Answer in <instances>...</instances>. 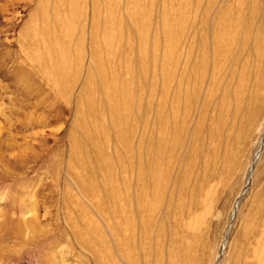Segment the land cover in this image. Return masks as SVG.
Instances as JSON below:
<instances>
[{"label": "rangeland", "instance_id": "obj_1", "mask_svg": "<svg viewBox=\"0 0 264 264\" xmlns=\"http://www.w3.org/2000/svg\"><path fill=\"white\" fill-rule=\"evenodd\" d=\"M193 1L0 0V264H107L113 246L121 249L111 239L112 228L119 230L118 235L120 225L137 216L132 215L125 198L132 195L134 204L139 189L152 186L145 184L152 182L155 154L150 148L155 141L150 129L154 122L157 128L152 117L158 100L157 56L162 61L169 57L174 30L186 32L191 11L202 6L213 19L220 10V17L211 20L212 27L219 26L226 15L238 18L242 13L244 26L253 7L249 0H197L199 5ZM255 3L264 13V0ZM262 16L254 21L259 26L261 20V28ZM48 56L63 60L62 74H66L61 82L55 81L57 69ZM168 66L172 68V63ZM263 95L264 88L261 102ZM141 116L153 139L143 148ZM263 125L264 115L254 125L250 142L242 143L243 168L235 171L233 179L223 174L225 184L219 181L223 175H219L217 160L202 164L193 156L182 164L186 170L171 168L179 174L176 182L187 178L188 172L190 180L172 186L164 182L172 191L163 193L162 203L171 193L175 200L182 197L184 204L192 205L195 192L210 194L221 184L217 197L202 205L203 224L199 238L193 240L196 245L189 264H256L254 248L259 246L258 233L264 230L254 223L264 211V206L259 208L264 204V148L259 151ZM183 155L184 149L178 160ZM221 155L222 149L219 158ZM142 165L149 172L139 184ZM211 173L216 176L210 177ZM146 190L151 194V189ZM200 211L197 207L196 213ZM120 256L117 250L116 258Z\"/></svg>", "mask_w": 264, "mask_h": 264}, {"label": "bare ground", "instance_id": "obj_2", "mask_svg": "<svg viewBox=\"0 0 264 264\" xmlns=\"http://www.w3.org/2000/svg\"><path fill=\"white\" fill-rule=\"evenodd\" d=\"M198 1L194 0L193 2L199 5ZM255 2L256 0L248 1V5H253V7L249 11L248 22L244 26H241L243 19V16H241L242 13L239 14L238 18L232 17V13L230 16L226 15L220 22L219 26L212 27L211 20L214 21L216 18L220 17V10H218L216 16L213 19H210L209 16L205 12H203L204 9L202 6L197 10L195 9V11H191L190 18L187 22L186 32L183 34L177 28L176 30H174L175 32L173 34V39L171 38L172 47L170 49V52H167L166 54V56L169 57H166V59L162 61L160 57L157 56V66L155 69V74L157 77L158 89L155 90H158V100L156 104V114L152 112V117H155V121H157V128L155 129L156 126L154 122L150 129V131H152L153 133V135L151 136H155V141L152 142L150 148L152 146L155 154L153 156L154 159L152 162L153 172L150 174L152 182L145 184V186H152L144 187L145 189L139 187L140 194L137 195V199L135 198L136 202H134V204V197L132 195H127V198L124 197L128 201V208H132L130 210L132 215L135 216V214H137V216L134 219H127V222L123 223L125 227H121L120 225L119 233H121V235L119 238V233L117 235V231L119 230L112 228L111 239H113V241H116V243L119 242L118 246L121 247V249H117V245L113 246L114 249L110 251L111 257L107 258V264H189V262L193 259V249L196 245V242H193V240L194 238H199V227L203 224V220L200 219L204 218L202 205L208 203L210 204L213 198L217 197V186H220L221 184H217L216 187H213V190L210 194L206 192V195L204 193L203 196L201 190L196 188L200 191L195 192L194 196H192L195 203L192 200V205H186L184 204V200L182 199V197H176L175 200L173 198L174 196L172 197L171 193H169L170 195L168 197V200L165 203H162L164 201L163 193L169 190V188L167 189L164 185V182H166V184L168 183L170 186L174 184L180 185L182 183H186L185 180H187V178H190L189 172L187 174V178H185L186 176L184 178H181V181L179 183V181L176 182L177 176L179 174L176 173V176L175 172L170 170L173 167V170H176L175 168H177V170L180 171V169L183 168L182 164L184 162H187L186 160L188 159L193 160V156H196L198 162L200 161L202 164H209L210 162L217 160L221 169V173L219 175L222 176L223 174L225 175V173H227V178L230 177L233 179V177L236 176L235 171H240L243 168V164L240 163L241 157L245 152V148L242 146V143L244 141V144L246 142H250L254 125H257L258 119L262 115H264V100L263 102H261L262 89L264 88V21L262 24L263 30L261 28V20L259 26H256V24L254 23L255 18L260 17V14H263L262 19H264V13L258 11V4L255 6ZM240 6H242V4H240ZM229 7L227 9H229ZM234 11L235 10H233V12ZM197 13L201 14L197 17ZM251 28L252 31L250 33ZM173 29L174 28H172V33ZM241 32L243 33L242 36ZM255 34L256 39L253 40L252 36L255 37ZM54 48L56 49V47ZM243 53V57L240 58L238 55ZM48 61L55 63L54 68L57 70H53L55 77L54 79L57 82H61L62 75L64 74H62L64 64L63 60L58 56H51L50 60ZM71 62H73V60H71ZM169 62L172 63V68L168 66ZM75 71L79 72V70ZM70 79L72 78L70 77ZM90 83H92V81ZM65 88L69 90L66 86ZM89 88L90 87H88V89ZM81 99L84 98L82 97ZM152 106L153 104H150L151 109ZM128 116H130V114H128ZM196 117L197 120H194ZM208 120L213 124H209L208 126ZM144 124L145 120L144 117H142V123H139L140 128H143L142 138L140 139V146L142 148L148 146L149 143H151V140H153L148 135L149 130L145 127ZM129 126L131 127V124H129ZM126 133L127 135H129L130 130H126ZM201 145H204L205 148L203 146L201 147ZM261 148H264V133L259 139V151ZM183 149L184 157L178 160L180 158L178 157V154L180 155V152L183 151ZM220 149H222V155L219 158ZM208 151H210V153ZM207 153L210 154V157L207 158L206 162L204 160V156ZM145 159L146 158L143 157L142 162L146 163ZM189 166L193 167L194 164ZM183 170L186 169L183 168L182 171ZM140 171L141 178L139 184H143V181L145 180L144 178L147 177L149 171L145 168L144 165H142ZM187 171L189 170L187 169ZM170 172H172V175L170 174ZM263 173H261V175ZM249 174V176H251L252 170L249 171ZM224 175L223 178L219 180L220 183L223 181V184H225L227 180V178H224ZM215 176L216 173L210 174V177L212 178H214ZM179 178L178 180H180ZM196 180L195 183H197ZM208 180L210 181V179ZM130 181H126L128 185L132 184V182ZM195 183L194 185H196ZM233 187L234 186H232V188ZM127 188L129 190L132 189V187ZM184 188L188 189V187ZM146 189H151V194H149L150 191ZM181 189H183V187ZM125 192L123 193L125 194ZM135 193L137 194L136 191ZM200 197H203L204 199L200 200ZM124 198L122 201H125ZM236 205L234 204L233 206L235 211L237 208ZM263 206L264 204L259 208L261 209V207ZM197 207L201 208L202 212L200 211V214L196 213ZM125 209H127V207ZM256 221L254 222L255 224L264 227V211L262 212V214H260L259 212L258 222ZM123 227L125 229H123ZM176 228L181 229L180 231L182 232L179 231L178 233ZM254 228L256 227L254 226ZM254 228L253 230H255ZM256 231L259 230L257 229ZM258 234H260L261 236L258 243L259 246H257L256 249L254 248V253H252L254 254L256 264H264V230ZM257 236H254V238H257ZM173 238H177L180 243ZM170 239L173 240L171 241ZM162 241L163 243L161 244ZM117 250L121 255V258H116Z\"/></svg>", "mask_w": 264, "mask_h": 264}]
</instances>
